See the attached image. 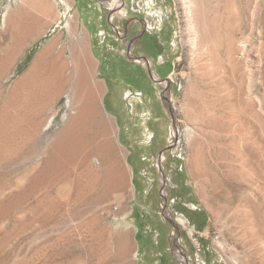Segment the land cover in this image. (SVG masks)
I'll return each mask as SVG.
<instances>
[{
  "label": "rangeland",
  "instance_id": "obj_1",
  "mask_svg": "<svg viewBox=\"0 0 264 264\" xmlns=\"http://www.w3.org/2000/svg\"><path fill=\"white\" fill-rule=\"evenodd\" d=\"M69 19L105 135L54 146L30 70ZM0 66V264H264V0H0Z\"/></svg>",
  "mask_w": 264,
  "mask_h": 264
},
{
  "label": "bare ground",
  "instance_id": "obj_2",
  "mask_svg": "<svg viewBox=\"0 0 264 264\" xmlns=\"http://www.w3.org/2000/svg\"><path fill=\"white\" fill-rule=\"evenodd\" d=\"M66 22L67 24L65 26L67 29L66 31L68 33L67 35H69V44L72 52H70L69 56H66L65 54L63 55L62 52L59 53L56 52L55 46L53 45L47 46L40 53L34 65L32 64L33 66L30 70V72L33 71V73L35 74L36 76L35 81L36 83H39L42 91V93L38 96V98L36 97L37 98L36 102L38 105L37 113L32 118L30 117L31 120L33 121V124L35 125L39 124V122L42 119L41 116H43L44 114L45 111L44 109H46L47 107V103L53 97L55 98L60 95H63L64 98L66 99V103H65L66 109L71 108V106L75 108L74 113L71 116H69L68 119H66L67 112H64V114H62L60 121L62 122L64 121V125L61 131L56 136L55 141L53 140L54 146H56L61 139L70 140L72 138L71 136L74 130H79L80 132L82 131V133L84 134L86 133V131L88 132L90 128H93L95 129L96 132L105 135L104 121L103 118L101 117L102 116L101 112H99V109H97V104H96L97 90L95 88V85L99 84V81L95 79L96 74H94V72L92 74L90 67L87 64L86 61L87 57L80 42V38L81 40H87V38L85 37V32H83V30L80 29V26L77 25L74 19L73 20L69 19ZM4 63L7 62L4 61ZM148 63H150L149 60ZM70 65H73L72 73L67 74ZM16 84L19 85V83ZM155 86L157 87L156 84ZM164 97L166 98V96ZM51 123H49L47 127ZM163 127L164 125L160 124V127L158 128V130L161 131V134ZM145 128L148 129L146 126ZM142 133L145 136L147 135L144 130L142 131ZM58 149L60 148L58 147L56 148V153L60 154L61 151ZM98 150H100V155H103L108 160H110L108 161L109 165L107 169H109V172H112L114 168V162H113L114 160L112 158L113 153L111 147L108 145V143L103 141L101 145L96 146V151ZM178 183L179 186L181 187L182 184L181 177H179ZM165 188L168 191L167 187ZM167 191H166V198L168 194ZM162 204H163V200H162ZM185 210L188 217L196 215L192 209H185ZM172 233H173L172 239L177 240V232L173 231ZM176 253L178 255L183 254L182 252H178V251Z\"/></svg>",
  "mask_w": 264,
  "mask_h": 264
},
{
  "label": "water",
  "instance_id": "obj_3",
  "mask_svg": "<svg viewBox=\"0 0 264 264\" xmlns=\"http://www.w3.org/2000/svg\"><path fill=\"white\" fill-rule=\"evenodd\" d=\"M166 150H167V149H166ZM161 157H162V153H160V154L157 156V163H158V165H160ZM159 170H160V175H161V177H162V172H161L160 167H159ZM163 184H164V178H163ZM162 200H163V213H162V216H163L165 219H167L171 225L175 226V223H173V222L169 219V217L165 214V212H166L167 198H166L165 196H163ZM175 229H176V227H175Z\"/></svg>",
  "mask_w": 264,
  "mask_h": 264
}]
</instances>
